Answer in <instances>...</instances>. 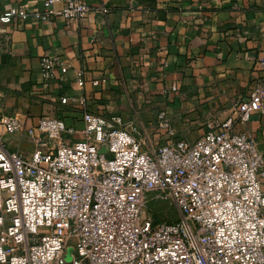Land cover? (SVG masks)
<instances>
[{
  "label": "built area",
  "instance_id": "1",
  "mask_svg": "<svg viewBox=\"0 0 264 264\" xmlns=\"http://www.w3.org/2000/svg\"><path fill=\"white\" fill-rule=\"evenodd\" d=\"M58 1L44 0L41 12L13 7L0 23L30 16L71 23L109 12ZM58 67L66 70L44 56L43 79L53 80ZM77 99L82 129L45 116L27 132L30 156L0 144V264H264V153L235 129L262 111L264 78L234 104V117L209 120L194 141L177 135L166 110L156 118L165 141L154 144L136 122L92 112L85 97L61 103ZM0 125L9 135L23 131L18 116ZM149 196L171 201L180 218L157 221Z\"/></svg>",
  "mask_w": 264,
  "mask_h": 264
},
{
  "label": "crops",
  "instance_id": "2",
  "mask_svg": "<svg viewBox=\"0 0 264 264\" xmlns=\"http://www.w3.org/2000/svg\"><path fill=\"white\" fill-rule=\"evenodd\" d=\"M85 1L109 12L71 23L34 16L0 23V118L23 122L13 135L0 125V144L10 153L32 154L27 132L42 117L83 128L78 99L62 104L64 97H85L94 113L136 122L154 144L165 141L156 118L166 110L177 135L194 141L209 120L234 117V104L250 98L264 78V0ZM13 7L41 12L44 0H0V16ZM44 56L66 68L48 82ZM235 129L255 138L264 153V103Z\"/></svg>",
  "mask_w": 264,
  "mask_h": 264
},
{
  "label": "rangeland",
  "instance_id": "3",
  "mask_svg": "<svg viewBox=\"0 0 264 264\" xmlns=\"http://www.w3.org/2000/svg\"><path fill=\"white\" fill-rule=\"evenodd\" d=\"M147 211L153 214L157 221L172 222L180 218V213L171 201L152 199V196H149ZM72 253H74V249L70 247L66 256L67 262H72Z\"/></svg>",
  "mask_w": 264,
  "mask_h": 264
}]
</instances>
